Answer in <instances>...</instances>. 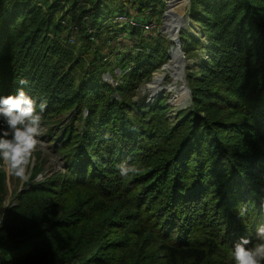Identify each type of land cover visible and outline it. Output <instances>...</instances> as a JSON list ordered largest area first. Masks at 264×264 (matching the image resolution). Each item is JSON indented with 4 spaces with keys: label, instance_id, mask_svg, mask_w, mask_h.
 I'll list each match as a JSON object with an SVG mask.
<instances>
[{
    "label": "trees",
    "instance_id": "obj_1",
    "mask_svg": "<svg viewBox=\"0 0 264 264\" xmlns=\"http://www.w3.org/2000/svg\"><path fill=\"white\" fill-rule=\"evenodd\" d=\"M191 7L212 56L200 78L189 77L192 107L172 123L165 99L139 101L142 84L169 60L142 30L131 32L144 51L119 62L118 84L104 81L118 80L105 55L116 40L113 0H0V95L23 79L28 94L47 102L43 128L63 162L48 172L49 158L34 152L29 179L10 174L12 195L0 166V264H234L241 238L256 243L264 224V0ZM185 37L187 58L199 41ZM121 165L136 171L121 177Z\"/></svg>",
    "mask_w": 264,
    "mask_h": 264
},
{
    "label": "rangeland",
    "instance_id": "obj_2",
    "mask_svg": "<svg viewBox=\"0 0 264 264\" xmlns=\"http://www.w3.org/2000/svg\"><path fill=\"white\" fill-rule=\"evenodd\" d=\"M140 1L144 2V4H141ZM145 1L146 0H115L114 2L113 0L116 9H118V14L117 16H115L113 22L109 25L110 29L108 28V30H110L109 33L112 36L113 33L116 34V38H115L116 40L111 42L108 53L105 55L107 58H109L111 62L112 61L115 62L114 63L115 66L113 65L112 69L116 72L115 75L117 76L118 80H113L110 75H105L104 81L107 83L116 85L119 83V82L117 83L116 81H121L122 72L118 68V66L120 65L119 62L121 63L123 59L129 56H133V57L137 56L138 54H140V52L144 51L143 48L141 47L142 42L139 41V37H137L131 32L133 27H130L128 22H125L123 24L117 22L118 15L120 13L123 15L127 14L128 16L133 17L136 21H141L142 23L146 18H149L151 24L152 22H154L155 27L151 30H146L145 26L135 27V29L142 30L144 32L143 37L146 39L144 43L149 42V39L153 40L156 43L158 41L159 46L162 48V51L166 52L168 56L171 54V49L174 46V43L172 41V37L168 35L166 31L164 32V24L166 23V21L163 20V16L166 13V7L169 0H162L163 2H165V8L161 3L158 4V2L156 1L150 0L153 3H149V5L148 2ZM124 5L125 7H123ZM143 5L144 6L147 5L150 7L142 11ZM191 5H192V0L189 1L188 5L184 8L183 11L178 13L186 22L185 27L181 29L180 38H181V34L184 33L186 35L185 38L187 40L189 39L187 38L188 36H193L199 41L198 44L190 46V54H187V58L185 57L187 62V67L184 74L183 86L181 85L182 87H184L183 89L184 91L177 96L174 95L175 93L174 91H173L174 93L169 92L170 87L172 90L175 89L177 86L171 77H167L163 85L164 92L161 91L159 93V97H156L154 99L151 97L152 94H151L150 86L154 81V77L159 73L165 72V69H163V67L169 64L170 57L168 63L163 65L157 72H155L150 81L144 82L139 90V101L141 104L145 103L146 106L153 105L157 99L160 98L165 99V103H166L165 105L166 108L168 109L167 115L172 123H176L179 120L180 115L184 111H187L192 107V92L189 87V77L192 76V77L200 78V70L205 67L206 63L209 61V59L212 56L211 53L212 44L209 40L208 35L205 34L202 28L200 27V25L193 20L191 15V9H192ZM118 7H123L126 13L124 11L119 12ZM88 28H89L88 32L90 34L96 32L95 29H93V26L89 24V22H88ZM74 38L76 41L77 36L74 35ZM97 44H100V42L97 41ZM146 50L149 49L147 48ZM115 53L121 54L122 55L120 56L121 59L118 58L119 60H116L115 57L111 56L112 54L114 55ZM98 59H100V57ZM187 90H189V92H187ZM46 131L47 130L43 128L41 135L37 138L38 143L34 152L42 151L44 153V156L49 158V164L46 166L48 172L50 171L58 172L62 169L63 162H61V160L57 156L52 155L51 150L49 149L51 147V142L49 141V138L46 135ZM33 167L34 166L32 165L31 168ZM7 174H8L7 185L9 192L12 195L16 187L13 186L11 184V181L9 180L10 173L7 172ZM25 181L26 180H24L23 183ZM10 202L11 199L9 197L5 205H9ZM2 206H4V204ZM4 209H6L5 206ZM0 220H2L1 217Z\"/></svg>",
    "mask_w": 264,
    "mask_h": 264
},
{
    "label": "clouds",
    "instance_id": "obj_3",
    "mask_svg": "<svg viewBox=\"0 0 264 264\" xmlns=\"http://www.w3.org/2000/svg\"><path fill=\"white\" fill-rule=\"evenodd\" d=\"M19 84L15 93L0 95V166L21 180H27L29 165L34 163L37 138L43 130L42 115L47 102L37 100L25 91L26 80H20ZM135 171L126 165L119 168L121 177ZM261 209L264 210V200L261 201ZM239 215L243 217L244 212ZM230 254L234 264H264V224L256 229V243L241 238Z\"/></svg>",
    "mask_w": 264,
    "mask_h": 264
},
{
    "label": "bare ground",
    "instance_id": "obj_4",
    "mask_svg": "<svg viewBox=\"0 0 264 264\" xmlns=\"http://www.w3.org/2000/svg\"><path fill=\"white\" fill-rule=\"evenodd\" d=\"M173 1H175V0H171L169 3H173ZM187 5H188L187 0H178L176 2V4L171 9H173L174 12L180 13L181 11L184 10V8ZM181 24H183V23H181ZM165 31L167 32L168 35H170V26L169 25H166V27L164 28V32ZM170 36H172V35H170ZM178 64H179L178 63V57H177V55H174V61L169 65L168 68L165 69V72L159 73L154 77V81L150 86L152 96H155L156 94L163 91V88H164L163 85H164V82L167 79V77H171L177 86L175 89H172V90L170 87L169 92H171V93L175 92L174 95L177 96L184 91L183 87H182L183 82H184V76L182 75L183 71L181 70V66L179 67Z\"/></svg>",
    "mask_w": 264,
    "mask_h": 264
},
{
    "label": "water",
    "instance_id": "obj_5",
    "mask_svg": "<svg viewBox=\"0 0 264 264\" xmlns=\"http://www.w3.org/2000/svg\"><path fill=\"white\" fill-rule=\"evenodd\" d=\"M171 0H169L170 2ZM178 0L173 1V3H169L167 4L166 7V13L163 16V20L166 21V23L164 24V28L166 27V25L170 26V35H172V41L174 43V46L171 49V54L169 55L170 57V62L169 64L165 65L163 67V69H166L169 67V65L174 61V55H177L178 57V65L179 67L181 66V70L182 75L184 76L185 74V70L187 67V62H186V58H185V53L183 52L182 49V44H181V38H180V32L181 29L185 27L186 22L185 20L181 17V15H179L177 12H174L173 9H171L177 2ZM188 3L190 0H187ZM191 8V7H190ZM183 23V24H181ZM175 36V37H174ZM184 89V87H183ZM187 92H189V90H187ZM153 99L156 97H159V93L156 94L155 96H151Z\"/></svg>",
    "mask_w": 264,
    "mask_h": 264
},
{
    "label": "built area",
    "instance_id": "obj_6",
    "mask_svg": "<svg viewBox=\"0 0 264 264\" xmlns=\"http://www.w3.org/2000/svg\"><path fill=\"white\" fill-rule=\"evenodd\" d=\"M117 22L120 24L128 22L130 27H133V28L145 26L146 30H151L155 27V23L152 22V24H151V21H149V18H146L142 23L141 21H136L133 17H130L127 14H125V15L119 14L118 18H117Z\"/></svg>",
    "mask_w": 264,
    "mask_h": 264
}]
</instances>
